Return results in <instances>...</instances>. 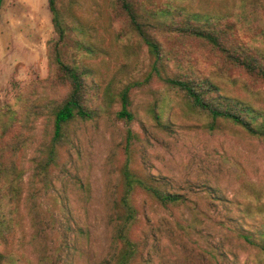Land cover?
I'll list each match as a JSON object with an SVG mask.
<instances>
[{
  "label": "rangeland",
  "instance_id": "1",
  "mask_svg": "<svg viewBox=\"0 0 264 264\" xmlns=\"http://www.w3.org/2000/svg\"><path fill=\"white\" fill-rule=\"evenodd\" d=\"M131 2L138 16L155 10L158 22L196 17L200 23H228L232 39L264 62V10L253 0ZM117 3L60 1L63 15L70 8L78 22L67 21L60 57L91 71L98 96L93 106L99 102L102 112L71 124L45 182L34 179V162L50 143L49 118L29 119L26 137L16 135L21 198L16 225L0 239V254H13L21 264H109L116 248L112 204L128 164L184 199L166 209L133 191V264H264L258 249L241 237L264 243V138L226 121L210 125L168 91L151 74L153 57L118 17ZM157 39L165 50L174 49L171 40ZM53 40L48 0H0V120L6 109L21 108L19 99L50 95L42 81L48 75L46 44ZM180 50L188 56L181 72L205 76L220 95L264 114V87L211 63L206 50ZM124 88L131 121L117 117ZM158 108L162 127L154 120Z\"/></svg>",
  "mask_w": 264,
  "mask_h": 264
},
{
  "label": "trees",
  "instance_id": "2",
  "mask_svg": "<svg viewBox=\"0 0 264 264\" xmlns=\"http://www.w3.org/2000/svg\"><path fill=\"white\" fill-rule=\"evenodd\" d=\"M60 1L48 0L56 40L46 44L48 75L42 81V85H46L43 88L45 94L49 90L50 95L44 97L36 95L27 101L19 99L21 108L6 109L1 114L0 239H4L16 225L13 221L21 198V174L17 167L21 148L18 146L19 140L16 135L19 134L21 139L26 137L30 125L28 120L44 116L51 122L50 143L41 153L39 161L34 162V179L45 182L48 171L55 164L56 147L67 140L71 124L75 121L95 119L102 112L99 102L93 106L94 99L98 96H95L97 86L91 79V71L84 69L83 66H80L83 68L81 69L76 65L65 64L60 57V44L69 25L66 24L67 21L78 23L77 18L70 13V8L69 15H63ZM253 4L264 10V0H253ZM116 11L130 31L146 45L153 57L151 74L161 81L168 91L173 92L197 114L208 118L210 125L216 120L226 121L243 130L248 136L264 138V114L253 107L220 95L215 84L205 76L195 77L181 72L188 56H180V49L186 53L188 46H193L197 50L208 51L207 55L211 63H215L227 72L232 70L245 75L253 87H264V62L254 52L232 39V25L221 24L218 21L200 23L194 21L199 20L196 17H192L191 20L171 17L167 22H158L154 19L155 10L150 13V17L138 16L131 0H118ZM139 17H142V20ZM157 34L160 38L171 40L174 49L165 50L158 41ZM83 50L85 51L86 47ZM169 65L174 66L175 71L169 68ZM165 69L169 70L168 74L164 73ZM118 99L120 109L117 117L131 121L132 115L128 110L130 106L128 88H124L118 94ZM157 103L154 108L157 107ZM157 110L154 112V120L160 127L162 124L159 116L162 108ZM126 145H128L127 140L125 148ZM136 189L161 208H173L184 203L180 195L169 192L157 180L141 176L132 171L128 164L124 165L120 172L117 198L112 204L116 248L109 264H133L136 250L130 241V226L134 222L130 197ZM241 237L249 245L257 248L264 258V243L255 242L251 235L245 234ZM0 264H21V261L13 254H0Z\"/></svg>",
  "mask_w": 264,
  "mask_h": 264
}]
</instances>
